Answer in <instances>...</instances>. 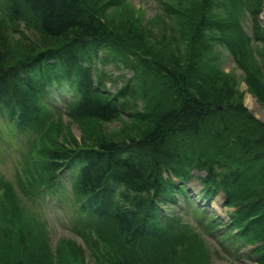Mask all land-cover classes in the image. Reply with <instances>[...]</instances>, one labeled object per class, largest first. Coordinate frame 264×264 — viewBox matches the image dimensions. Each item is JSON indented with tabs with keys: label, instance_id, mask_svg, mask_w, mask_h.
<instances>
[{
	"label": "trees",
	"instance_id": "obj_1",
	"mask_svg": "<svg viewBox=\"0 0 264 264\" xmlns=\"http://www.w3.org/2000/svg\"><path fill=\"white\" fill-rule=\"evenodd\" d=\"M1 1L2 16L14 25L24 24L51 42L62 41L58 46L25 49L13 40L15 45L10 49L0 35L1 116L22 131H34L44 121L38 96L54 83L63 82L79 97L68 112V118L77 122L110 123L132 109L133 100L136 107L138 101L142 102V108L130 114L143 123L138 138L115 141L98 137L91 146L80 148L66 142L59 146L51 143L42 155L47 184H56L68 175L74 193L85 201L86 213L112 226L123 237V251L132 258L126 247L135 248L144 241L161 244L170 234L168 230L174 228V221L178 222L161 209L188 197L185 188H177L171 177L185 184L194 177L193 171H205L208 175L200 182L206 193L213 196L223 192L226 205L235 210L227 226L238 231L247 245L259 244L256 259L264 264V124L242 105H227L213 96L207 87L219 79L218 75L196 69L181 72L156 57L137 69L142 58L127 49L123 35L110 30L82 0ZM155 1L167 15L175 14L167 0ZM200 2L204 9L211 10L216 0ZM228 14L232 15L231 11ZM198 17L199 27L205 26L206 16L201 10ZM221 22L228 31V20ZM254 22L255 40L264 47V32L257 36L255 17ZM231 36L234 39L236 34ZM229 50L237 65L244 67L243 50ZM150 52L149 48L145 51L148 55ZM118 62L139 79L136 83L134 77V85L111 93L94 69ZM247 85L264 107V85L251 77ZM8 185H0L3 207L7 205ZM27 220L31 227L20 239L27 258L14 264H30L28 260L33 257L30 242L39 233L38 224L37 220Z\"/></svg>",
	"mask_w": 264,
	"mask_h": 264
},
{
	"label": "rangeland",
	"instance_id": "obj_2",
	"mask_svg": "<svg viewBox=\"0 0 264 264\" xmlns=\"http://www.w3.org/2000/svg\"><path fill=\"white\" fill-rule=\"evenodd\" d=\"M82 1L102 18L110 30L123 35L126 39L125 47L142 58L137 69H143L145 62L156 57L181 72L187 73L190 69L214 72L219 79L216 78L207 87L213 96L222 99L227 105L228 102L242 105L258 123L264 124V107L258 103L256 96L252 94L253 90L247 85L249 77L264 85V47L253 41L251 34L255 13L259 23L257 36L264 32V0H216L211 4V10L204 9L201 0H167L176 11L170 16L161 10L155 0ZM200 10L202 16H206L203 20L205 26L202 27H199L198 22ZM233 18L234 21H231ZM221 20H228L229 31ZM193 23L196 25L195 29L191 28ZM232 33L236 34L234 39ZM0 35L10 49L15 45L13 40L25 49L62 44L61 40L51 42L40 37L24 24L14 25L2 16L1 10ZM227 41L234 50H243L244 67L232 60L223 46ZM148 48L151 49L150 55L145 53ZM103 71L107 77L105 87L111 93L129 84L134 85L131 79L134 76L137 83L139 77L134 71L121 65L105 66ZM249 99L257 108L249 107ZM142 126L141 121L128 116H120L113 122L103 124L89 120L77 122L66 116L47 114L36 133L30 134L25 145L10 140L4 132H0V185L9 184L5 207L0 197V264H14L27 258L20 242L21 236H26L31 227L27 219L40 221L37 227L39 233L36 232L35 238L30 242L33 256L28 260L30 264H117L120 261H126V264H164L167 252L174 254L165 264H255L249 259V253L238 258L226 256L200 227L191 223L188 214L184 215V210L179 209L178 214L186 222L187 229L190 224L193 228L188 231L187 241L170 238L163 245L144 244L138 250L141 258L135 260L137 256L132 254V258H129L123 251V239L112 226L96 227L90 232L80 231L82 224L74 217V200L67 180L62 183L64 188L61 197L68 203L69 213L59 210V205L54 202L49 203L55 208L44 203V200L42 202L39 188L36 190L35 185L29 187L35 173L27 160L34 167L41 168L42 155L51 148V143L59 146L66 142L73 148H80L91 146L98 137L126 141L138 138ZM34 138H39L35 149L30 146ZM27 153H31L30 156ZM26 156L33 158L28 159ZM25 168L29 170L31 177H26ZM260 178L261 176L259 180ZM44 183L45 175L40 174L35 184L41 186ZM24 185L29 188V196L23 193ZM55 198L57 199V195ZM221 211L224 209L215 212L217 217H221V214L224 216Z\"/></svg>",
	"mask_w": 264,
	"mask_h": 264
},
{
	"label": "bare ground",
	"instance_id": "obj_3",
	"mask_svg": "<svg viewBox=\"0 0 264 264\" xmlns=\"http://www.w3.org/2000/svg\"><path fill=\"white\" fill-rule=\"evenodd\" d=\"M248 105H249V107H251V108H257L256 105L254 104V102H253L251 99H249V104H248ZM58 183H59V182L57 181L56 184H58ZM59 185H62V184H59Z\"/></svg>",
	"mask_w": 264,
	"mask_h": 264
}]
</instances>
